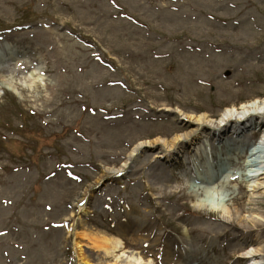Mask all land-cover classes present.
I'll use <instances>...</instances> for the list:
<instances>
[{"label": "rangeland", "instance_id": "1", "mask_svg": "<svg viewBox=\"0 0 264 264\" xmlns=\"http://www.w3.org/2000/svg\"><path fill=\"white\" fill-rule=\"evenodd\" d=\"M63 3L72 2L0 0V81L18 82L11 64L40 69L31 89L27 79L18 95H0V264H76L77 217L120 239L109 257L85 248L102 263L124 253L172 264L174 240L187 252L180 264H245L249 250H258L249 264H264V174L236 176L244 151L229 155L233 181L196 197L181 166L187 146L173 151L177 134L167 132L225 122V145L264 135V0H148L146 14L118 18L70 14ZM240 67L252 81L232 85ZM209 78L228 94L212 91ZM245 233L237 245L251 247L242 253L235 242Z\"/></svg>", "mask_w": 264, "mask_h": 264}, {"label": "bare ground", "instance_id": "2", "mask_svg": "<svg viewBox=\"0 0 264 264\" xmlns=\"http://www.w3.org/2000/svg\"><path fill=\"white\" fill-rule=\"evenodd\" d=\"M147 1L148 0H138V4L136 7H130L121 5L120 0H71V5L63 3L62 6L65 7L68 11L72 12L70 14L76 13L75 15H82L85 17H137L146 14L148 10L146 6ZM104 4H106V6H104ZM71 8L73 9V11ZM55 11L58 14H64L61 13V11H59L57 8L55 9ZM39 14H42V11H39ZM228 36H230V34H224V37ZM189 45L194 46L196 44L195 42L190 40ZM6 47L7 43H5L3 40L0 41V55H3L4 53V55L7 57L5 53ZM225 48L229 47L227 46ZM13 60L12 61L15 62L14 64H16L17 66L22 65L19 64L20 59ZM6 61L7 63L10 62L8 60ZM225 63L230 64L231 62L229 60H226ZM263 65L258 69V73L264 70ZM11 66L14 67L11 69V71L17 73L18 82H7L4 80L6 77L4 76L0 81V95L2 94L3 89L12 92L15 95H18L16 89L17 83L20 84L22 80L23 82H27L26 80L29 79V82L26 83V86L31 89L34 86V82H36V80L40 77V69L38 67L32 65H25L23 68L18 69L17 67H15V65L11 64ZM233 66H235V64ZM250 71L251 70L247 67H240L238 71L239 74L235 78L232 85L241 86L243 83H250L252 81L251 77L252 75H254V72ZM213 74V72L208 73L207 77H212ZM204 82L206 85L210 84L211 90L214 91L216 94H228L227 90H224V86L221 85L219 81H215L214 79L209 78L204 80ZM190 84L192 85L193 83L190 82ZM247 107V105L240 107V109L243 111L242 116L239 118L240 121L243 120L247 122L249 120L250 116L246 112ZM225 124V122L221 123L220 126H218L219 130L213 131L212 129L208 128L205 123H199L194 130L190 131L188 134H185V136H180L178 134V131L182 129L181 126L171 125L168 127L167 132H169L171 135L177 134L172 137L173 140L170 144L172 150L178 151L179 149L186 148L187 146L186 155L182 156L183 159L181 161V166H184L185 168H183L184 170L182 168L181 169L185 172L186 176L189 177V184H194L191 191L195 194L196 197L202 194L210 196L216 193L217 190L220 189L224 183H227L229 181L232 182L233 174L231 175L230 172H223L219 178L217 176H213V174L216 172H221L222 169L225 168L226 165L231 162V158L229 157V155L237 153L236 155L240 156L242 154V151H244L246 147L251 144V141L240 139H237V141L235 142H230L227 145L220 142L219 134L221 130L225 127ZM240 132V128H233V133L235 134L234 138H236V136L240 134ZM201 133H205L208 136V140H202V138H200ZM260 141L264 142V135H262ZM192 142L195 143L192 144ZM230 145H235L237 148L230 149ZM138 146L134 148V151L138 148ZM176 162L177 160L175 159L174 164H176ZM244 163L246 165L242 166V171L245 176L252 177L264 174V171L261 168L262 165L264 166V153H257L255 152V150H252L251 153L246 157ZM214 179L216 180L215 182H213ZM85 204L86 200L82 199L78 206L79 212L83 211V209L85 208ZM239 204H242L241 201H239ZM200 215L202 217H207L212 215V213L201 211ZM77 222L78 217L76 218L75 224H72V227L74 225H76V227L74 226L72 232L70 231L72 233L71 247L76 264H145L140 257L134 255L125 256L124 253H121V256H118V258H116L113 263H102L98 254L95 258H91L87 254L85 248H90L96 253H99L101 255V258H105L113 255L117 250L121 248V241L117 236H107L99 231L87 229L82 223ZM240 236V239L239 237H236L237 239L235 242V246L238 247L237 249L243 253V251H245L246 249H248V247L251 246L246 247L245 245H243L240 247L237 244L246 239V237H250L252 235L250 233H245L244 235ZM171 241V245H168L166 247L167 250L165 254L173 260L171 261L172 264H176L178 261H180V264L181 259H183L187 252L182 247H180V245L177 244L176 241ZM251 243H258L257 235L255 237H252ZM257 254L258 250H249L248 252L246 251L245 253H243L242 256L250 257L249 259L255 260L253 256ZM174 256L177 257V259L174 258ZM242 261L246 260L243 259ZM254 264H257V262H254Z\"/></svg>", "mask_w": 264, "mask_h": 264}, {"label": "water", "instance_id": "3", "mask_svg": "<svg viewBox=\"0 0 264 264\" xmlns=\"http://www.w3.org/2000/svg\"><path fill=\"white\" fill-rule=\"evenodd\" d=\"M108 179H105L104 182L101 183V185H103L104 183H106L108 181Z\"/></svg>", "mask_w": 264, "mask_h": 264}]
</instances>
